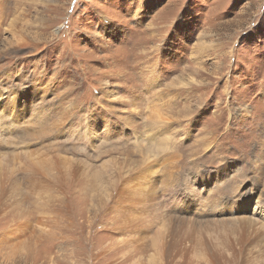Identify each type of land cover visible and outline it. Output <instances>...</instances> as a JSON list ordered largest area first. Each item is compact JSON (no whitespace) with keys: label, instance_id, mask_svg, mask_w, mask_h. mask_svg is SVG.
<instances>
[{"label":"rangeland","instance_id":"374dc122","mask_svg":"<svg viewBox=\"0 0 264 264\" xmlns=\"http://www.w3.org/2000/svg\"><path fill=\"white\" fill-rule=\"evenodd\" d=\"M0 180V264H264V0H0Z\"/></svg>","mask_w":264,"mask_h":264},{"label":"bare ground","instance_id":"6f19581e","mask_svg":"<svg viewBox=\"0 0 264 264\" xmlns=\"http://www.w3.org/2000/svg\"><path fill=\"white\" fill-rule=\"evenodd\" d=\"M11 25V24H10ZM24 162V166L23 167H29L30 169L33 167V166H36V170L40 173V172H42V168L41 167H39L38 165H34V161L33 160H30L27 156L24 158V160H23ZM39 161V160H38ZM22 163V164H23ZM166 165V164H165ZM35 172V171H34ZM36 175V174H35ZM34 175V176H35ZM7 176H8V178H11V176H12V170H10V171H7ZM37 176H38V174H37ZM38 179V178H37ZM5 181H3V180H0V188L1 189H4V187H5ZM247 198V197H246ZM236 200V199H235ZM218 203V202H217ZM232 203L233 202H231V205H230V209L231 208H233L232 207ZM244 203V202H243ZM219 204V203H218ZM229 208V207H228ZM262 208H263V210H264V205L262 206ZM226 220V219H225ZM220 221V223L222 224V227H221V229H219V231H217L218 232V234H217V238H218V247H216V248H213V247H211L210 249H209V251H208V253L206 252V251H204L205 253H206V255H207V257H208V259H206L207 260V264H209V263H213V261H218V259H219V254L221 253V255L222 256H229V257H231V258H234L233 256H234V253L232 252V245H233V243H234V240H233V238H232V235L235 233L236 234V238H235V241H237L238 240V238L237 237H240L241 235L239 234V233H237V225H234V224H232L235 220L234 219H231V221H230V223L231 224H229V225H226L227 224V221ZM139 222V221H138ZM218 222V221H217ZM182 223V222H181ZM188 223L189 222H187V224H186V230L185 231H183L184 230V228H182V230H179L178 231V237H176L175 239H174V241H173V245L174 246H176V250H177V246L180 244V242L181 241H183L184 239H183V236L184 235H186L187 237H188V234L189 233H191L192 232V226L189 224L188 225ZM214 224V223H213ZM184 225H185V223H184ZM184 225H182V226H184ZM169 226V225H168ZM189 226H191V227H189ZM217 226V225H216ZM175 227V226H174ZM215 227V226H214ZM170 228V227H169ZM204 228V227H203ZM202 228V229H203ZM175 229V228H174ZM180 229V228H179ZM176 230H177V227H176ZM199 230V229H198ZM213 230V229H212ZM218 230V229H217ZM174 232H176V231H174ZM196 232V231H195ZM213 232L214 233H216V231L215 230H213ZM168 233V232H167ZM170 233H171V231H170ZM164 234V233H163ZM177 234V233H176ZM181 234V235H180ZM195 234V233H194ZM197 234H199V233H197ZM199 236V235H198ZM205 236V235H204ZM185 237V236H184ZM186 237V238H187ZM185 238V239H186ZM204 239L206 240V238L204 237ZM189 240V239H188ZM208 240V239H207ZM206 240V241H207ZM208 242V241H207ZM237 242H239V241H237ZM183 244V243H182ZM171 246V245H170ZM179 248V247H178ZM174 249H175V247H174ZM224 249H225V251H224ZM181 251V250H180ZM182 251H183V249H182ZM189 251V250H188ZM228 253V254H227ZM186 259V258H185ZM221 259V258H220ZM219 259V260H220ZM187 260V259H186ZM181 261H182V259H181ZM180 261V262H181ZM184 263L183 264H188L186 261H183Z\"/></svg>","mask_w":264,"mask_h":264}]
</instances>
